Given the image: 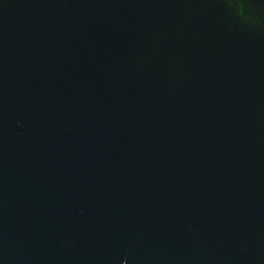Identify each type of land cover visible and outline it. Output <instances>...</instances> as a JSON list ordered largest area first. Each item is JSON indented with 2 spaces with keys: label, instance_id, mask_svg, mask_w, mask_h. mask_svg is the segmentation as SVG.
I'll return each mask as SVG.
<instances>
[{
  "label": "water",
  "instance_id": "1",
  "mask_svg": "<svg viewBox=\"0 0 264 264\" xmlns=\"http://www.w3.org/2000/svg\"><path fill=\"white\" fill-rule=\"evenodd\" d=\"M0 264H264V0H0Z\"/></svg>",
  "mask_w": 264,
  "mask_h": 264
}]
</instances>
